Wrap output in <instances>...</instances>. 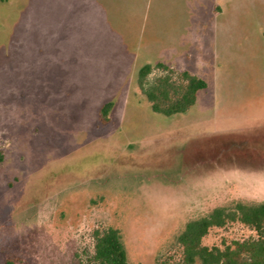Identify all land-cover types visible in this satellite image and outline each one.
Here are the masks:
<instances>
[{
    "label": "rangeland",
    "instance_id": "rangeland-1",
    "mask_svg": "<svg viewBox=\"0 0 264 264\" xmlns=\"http://www.w3.org/2000/svg\"><path fill=\"white\" fill-rule=\"evenodd\" d=\"M157 61L206 81L186 112L138 86ZM0 152L1 264H77L107 226L154 264L187 220L264 200V0H0Z\"/></svg>",
    "mask_w": 264,
    "mask_h": 264
},
{
    "label": "trees",
    "instance_id": "trees-1",
    "mask_svg": "<svg viewBox=\"0 0 264 264\" xmlns=\"http://www.w3.org/2000/svg\"><path fill=\"white\" fill-rule=\"evenodd\" d=\"M154 68L161 74L149 79ZM136 80L154 112L172 116L186 112L197 100V92L206 88V81L188 70H173L157 61L139 66ZM113 106L112 101L99 108L102 120ZM3 155L0 152V162ZM240 222L254 233L220 245H205L203 237L213 227ZM93 248L83 256L77 254V264H133L127 254L119 229L107 226L94 230ZM264 264V200H236L229 205L213 207L208 213L187 220L183 228L155 255L154 264ZM1 264V263H0ZM5 264H13L7 259Z\"/></svg>",
    "mask_w": 264,
    "mask_h": 264
}]
</instances>
